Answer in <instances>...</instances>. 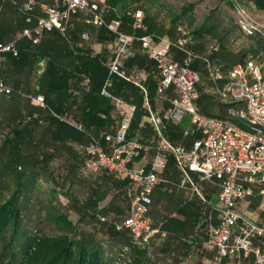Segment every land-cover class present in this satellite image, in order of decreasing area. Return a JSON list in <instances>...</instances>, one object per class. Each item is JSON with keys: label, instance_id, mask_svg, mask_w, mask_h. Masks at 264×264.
Instances as JSON below:
<instances>
[{"label": "built area", "instance_id": "1", "mask_svg": "<svg viewBox=\"0 0 264 264\" xmlns=\"http://www.w3.org/2000/svg\"><path fill=\"white\" fill-rule=\"evenodd\" d=\"M229 1L236 7L239 29L246 35L258 31L237 0ZM19 11L24 27L14 40L0 42V68L6 55L18 57L17 40L37 44L48 33L63 35L71 16L79 11L85 12L87 26L103 28L113 36L109 49L112 57L100 94L121 109L119 123L112 132L103 131L98 137L87 134L80 175L86 178L102 172L125 178L128 214L116 228L125 230L130 242L121 255L128 256L137 247L150 256L156 247L164 245L165 220L155 219L150 207L154 190L170 184L167 172L173 168L178 186L187 192L185 203L197 200L205 206L194 225L196 240L186 242L214 252L211 264H247L250 260L252 264H264V68L251 58L223 68L192 49L190 33L183 26H176L175 37L155 36L148 31L141 10L118 8L112 0H23ZM126 20L128 32L122 29ZM84 38L88 39L87 33ZM135 41L157 71L155 96L171 93L168 106L160 112L153 110L146 88L131 80L120 65L122 58L134 55L130 46ZM175 53L182 58L174 59ZM194 61L202 65L204 76L191 68ZM43 69L40 64L37 75ZM114 76L131 80L143 94L142 107L152 139L144 141L132 133L137 106L107 91ZM13 91L0 79L1 96L9 97ZM202 94L224 105L225 117L205 114L199 106ZM25 98L46 117L71 123L49 107L42 94ZM99 116L104 118L103 114ZM28 119L42 122L44 118L36 113ZM179 125L185 126L180 140L174 142L168 135L169 126ZM82 128L77 125V129ZM138 161L143 164L137 166ZM203 185L216 191L214 202ZM253 197L259 200L258 213L252 218L239 207Z\"/></svg>", "mask_w": 264, "mask_h": 264}, {"label": "rangeland", "instance_id": "2", "mask_svg": "<svg viewBox=\"0 0 264 264\" xmlns=\"http://www.w3.org/2000/svg\"><path fill=\"white\" fill-rule=\"evenodd\" d=\"M237 2L256 23V37L264 42V10L256 8L253 0ZM20 5V0H0V37L11 39L22 30ZM128 5L141 10L143 16L147 15L155 27L156 34H175V27L183 26L190 31L198 54L208 56L216 62L232 65L239 62L242 52L246 54L244 60H264V51L255 52L253 49L258 45L255 38L250 39L240 29L225 34L224 46H221L218 36L233 24L238 27L236 7L229 0H134ZM188 5H192V8L183 14V8ZM129 6L127 8H131ZM117 7L123 8L119 5ZM208 17V24L216 23L220 27L212 34H194ZM75 29L70 31L73 34H81L84 30L89 35L87 42L93 43L96 34L93 28L80 26ZM70 31H67L66 37ZM211 44L220 45L219 50L212 55L209 51ZM56 46L60 50V45L55 43ZM43 67L44 73L45 66ZM37 68L39 70V64ZM43 73L37 75L36 72V75L41 77ZM24 99L21 104L15 105L13 101L1 98L0 95V208L10 197H15L14 208L19 212L16 223L10 224L0 236V264H18L25 249L35 237L60 234H70L86 243L97 244L102 252L104 264H129L134 261L139 255H136L135 251L128 256L121 255V250L128 244V237L125 232L115 229V225L119 224L126 213V198L118 189L117 192L115 190L112 201L116 213L114 217L108 213L100 214V217L95 215L94 218L87 212V215L83 214L80 200H86V189L93 187L86 186L88 179H82L77 174L78 165L75 161L78 157L74 150H69L73 146L52 143L45 112H38ZM199 106L205 114L225 117L224 105L217 103L213 98H207V95L202 96ZM18 109L21 113L16 112ZM36 113L43 116L42 122H38V119H28ZM49 149L54 150V153H51L53 158L45 162L42 157L46 155L44 151ZM13 157L16 158L15 161ZM207 196L211 202L215 201V193L209 192ZM185 198L173 196L167 201L161 199L156 202L159 209L155 211L154 217L156 219V216H161L160 220H165V231L169 238L163 246L154 250L156 254H153L152 258H141V264H178V257L185 254L182 251L185 243L188 247L186 240L189 236L187 233H176V217H182L183 221L189 219L190 223L194 221L195 225L198 212L205 208L200 203H185ZM247 215L252 217L251 213ZM101 217L106 219L101 221ZM67 220L74 229L67 225ZM247 264H252L251 260Z\"/></svg>", "mask_w": 264, "mask_h": 264}, {"label": "crops", "instance_id": "3", "mask_svg": "<svg viewBox=\"0 0 264 264\" xmlns=\"http://www.w3.org/2000/svg\"><path fill=\"white\" fill-rule=\"evenodd\" d=\"M22 2L23 0H20V4ZM85 17L86 14L83 11L73 14L67 25L66 32L63 35L59 36L57 33L46 34L37 44H32L24 39L17 40L16 46L19 53L18 57L14 58L11 55H6L5 61L0 68V79L15 90L13 99L15 105L17 103L21 104L25 95L41 93L43 96L45 95L49 97L52 104L58 107V109L53 108L55 111L66 117L67 121L71 122L69 124L50 118L47 123L50 130L48 134L52 143H63L73 146V148L70 147L69 150L71 152L74 150L75 155L78 157L77 161H75V164L78 165L77 174L82 179H88L85 184L86 186L93 187L92 189H86V200H80V204L83 205V214H86L87 212L90 214V217L94 218L95 215L100 217V214L108 213V215L114 217L116 213L114 212L115 206H113L114 204L112 201L118 189V191L121 192L127 200V209L125 215L122 217L123 220L128 214L129 208L125 178L121 175L107 176L102 172L93 174L86 178L80 175V167L82 164V146L86 142L87 134H92L95 137H98L103 131L112 132L118 126L119 114L121 111V109L115 108L109 98L100 94L107 79V64L112 57V53L109 49L112 46L113 36L106 30H103L108 36V38H104L100 33L102 28L87 26L84 23ZM80 26L91 27L95 30L96 34L93 43L87 42L89 40V35L88 39L84 38L85 33H87L84 30L81 34H73L70 31L72 29L76 30L75 28H80ZM23 27L24 23L22 21L21 29H23ZM122 29L123 31L128 32L130 30L129 24L124 22ZM174 30L175 34L172 33L171 35H159L155 32L152 34L155 36L175 37L177 34L176 27ZM67 31L71 32L68 34V37H66ZM20 32L21 31H19V33ZM188 32L190 33V31ZM16 35L11 39L0 37V42H10L14 40ZM190 36L192 40L191 47L198 53L196 50L197 46L194 45L191 33ZM55 43L60 45V50L57 46L55 47ZM209 48L211 55L219 50L218 45L216 44H211ZM33 49H35V51H33ZM130 49L134 52V55L132 57L122 58L120 60V65L127 72L131 80L138 81L146 88L153 110L156 112L164 110L169 104L171 93L165 92L160 96H155V87L158 81V76L153 63L141 53L140 45L137 41L131 44ZM253 49L255 52L264 51V43H262V46H254ZM173 58L180 60L182 57L181 55L175 53L173 54ZM95 60H97L96 63L94 62ZM43 63V66H45V72L43 75L46 77L39 81L41 77L36 75L38 70L37 65ZM257 63L264 68V60ZM96 64L100 66H97ZM52 68L56 70L57 74L60 76V81H63V79L66 78L65 86L53 84V81L50 80L48 74ZM198 72L202 76L205 75L201 64L198 66ZM131 80L124 81L114 76L109 80L107 91L111 95L124 99L137 106V114L140 115V119L137 127L132 131V133L136 134L137 138L148 141L152 139L153 132L150 125L146 121L145 111L142 107L144 96L139 88L131 82ZM202 96L205 97V95L202 94L201 98ZM24 100L26 101L27 99L25 98ZM26 102H28V100ZM16 112L21 113L20 109ZM100 114H103L104 118L100 117ZM52 120L57 123H53ZM142 123L143 127L139 128V124ZM79 124L83 127L81 130L77 129V125ZM184 142H189V140ZM44 152L46 155L43 156L42 159L45 162H49L53 158V154L51 153H54V150L49 149ZM150 156L151 154L148 155L146 160H149ZM142 164L143 162L141 161L136 163L137 166ZM167 177L170 180V184L156 188L152 194L150 212L153 217L156 214L155 211L159 209L156 205L158 200L164 199L167 201L172 199L173 196L187 197V192L178 186V174L173 168L168 170ZM203 188L208 193L216 192L207 185H203ZM172 192L173 194H171ZM258 200L259 199L257 197L249 198L245 200L239 208L245 214L251 213L253 218L258 213ZM194 203L195 205H198L197 200H194ZM89 205L91 206L89 207ZM249 211L250 213H247ZM182 213L186 214V212ZM105 216L108 217L107 215ZM101 218L104 220L106 219L105 217ZM161 218V216H156L157 220ZM122 220H120V222ZM193 222L194 221L190 223L189 219L183 221L180 216L176 217V222H174L177 227L176 233L177 231L180 234L187 233L189 239L196 240L194 237L195 233L193 230ZM115 229L119 230L116 228V225ZM110 231H114V229H110ZM119 231L126 233L129 244L130 239L128 233L123 229ZM168 238L169 235L167 233L165 242ZM158 248L160 247H156L154 250ZM171 248H173V246H171ZM140 249L145 251L143 248ZM182 252L185 254L178 257V264H191L193 262H195V264H198V262L201 264H211V260L215 254L214 252L203 251L200 247H196L191 244H188V247H186V243L184 244ZM153 254H156L155 251ZM153 254L149 256L146 252V256L149 258H152Z\"/></svg>", "mask_w": 264, "mask_h": 264}, {"label": "trees", "instance_id": "4", "mask_svg": "<svg viewBox=\"0 0 264 264\" xmlns=\"http://www.w3.org/2000/svg\"><path fill=\"white\" fill-rule=\"evenodd\" d=\"M131 1H134V0H112V2L115 5L122 6L123 8H127L129 6L128 3ZM135 1H138V0H135ZM253 1H254L256 8L260 10H264V0H253ZM191 8H192V5H188L187 7L183 8L182 13L186 14L187 11H189V9ZM131 9L135 10L137 8L131 7ZM209 20L210 18L208 17L205 20V23L199 29H197L194 32V34L198 36H200L201 34H205V33L212 34L220 27V25L216 23L208 24ZM144 21L148 26L149 32L153 33L155 31V27L149 21V19L147 18V15L144 16ZM125 22L128 23V20H126ZM173 22H175V20ZM234 29L239 31V28L237 27V25L233 24L231 25L229 29H227V31L223 32V34L218 36V39L222 47L224 46L223 42L226 38L225 34H227L228 32L231 33L232 30ZM103 30L105 29L102 28L100 32L101 35L104 38H108V36L106 35V32ZM51 33H57V32H51ZM58 34L59 33H57V35ZM60 35L62 34H59V36ZM256 36L257 35L255 33L251 35H247V37H249L252 40L253 38H255V40L258 42V45L262 46V43L264 42H262V40ZM218 47L220 48V45ZM245 55H246L245 52H242L239 55V62L244 61ZM94 62L96 63L97 60H95ZM220 64L223 66V68H227L230 66L229 64H225V65L222 63ZM96 65L100 66L98 64ZM199 65L200 64L198 61H194L191 65V68L194 70H198ZM48 76L50 80L53 81V84L65 86L66 78L63 77L65 79H63V81H60V76L57 74L56 70H54L53 68L49 71ZM45 77H46L45 75L41 76L39 81L43 80V78ZM14 93H15V90L9 97L1 96V98H5L7 100L13 101ZM44 98L49 107L58 109V107L52 104L49 97L44 95ZM46 118L48 119V122H49L51 117H46ZM139 119H140V115L136 113V116L132 123L131 131H133L137 127ZM54 120H52V122L56 124L57 122L56 121L54 122ZM184 126L185 125L169 126L168 134L173 141L178 142L180 140L179 139L180 133L182 129L184 128ZM185 144H188V142H185ZM15 159L13 157L14 161ZM14 199L15 197L13 198L10 197V200L0 208V236L2 232L5 231L10 224L12 225L16 223L17 218L19 216V212H17V210L14 208V204H13ZM67 225L71 226V224L68 221H67ZM72 229H74V227H72ZM132 251H135L136 255L138 254L139 255L134 261H130L129 264H141L142 263L141 258L143 257L147 258L146 252L144 250H141L140 248L136 247ZM103 261L104 259L102 257V252L97 244H92L91 242L86 243L83 240L81 241V239H76V236H73L70 234H60V235L49 236V237L48 236L35 237L31 241V243L27 246V249H25V252L23 256L21 257L18 264H104Z\"/></svg>", "mask_w": 264, "mask_h": 264}]
</instances>
